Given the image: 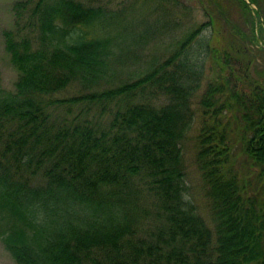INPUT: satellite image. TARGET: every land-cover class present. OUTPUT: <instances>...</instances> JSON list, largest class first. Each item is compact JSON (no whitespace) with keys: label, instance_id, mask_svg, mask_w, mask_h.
<instances>
[{"label":"trees","instance_id":"1","mask_svg":"<svg viewBox=\"0 0 264 264\" xmlns=\"http://www.w3.org/2000/svg\"><path fill=\"white\" fill-rule=\"evenodd\" d=\"M237 2L245 10L255 4L264 23V0ZM108 4H13L16 25L31 29L4 33L18 72L15 91H0L4 247L15 264H191L192 257V264L203 257L209 264H264V24L254 29L252 22L257 44L238 33L221 43L214 28L206 37L199 25L137 79L54 99L70 82L94 84L111 73L120 36ZM206 61L212 74L194 101ZM55 107L78 111L54 114ZM194 122L213 233L182 197L181 144ZM237 149L253 174L235 167ZM148 193L165 214L157 242L136 239L125 220L108 226L92 215L112 203L133 210L136 220L137 205L127 207Z\"/></svg>","mask_w":264,"mask_h":264},{"label":"rangeland","instance_id":"2","mask_svg":"<svg viewBox=\"0 0 264 264\" xmlns=\"http://www.w3.org/2000/svg\"><path fill=\"white\" fill-rule=\"evenodd\" d=\"M16 1L18 0H0V91L7 92L15 91L18 72L11 64L9 54L5 50L4 33L10 31L23 35L31 29L30 25L24 21H20L19 26L16 25L13 10V4ZM249 7V10H245L237 0H110L108 8L113 10V29L120 36L111 60V73L107 78L94 84H83L79 80L70 82L66 88L54 94V99L60 100L80 96L91 91L115 87L123 82L137 79L138 76L151 68L163 64L178 48L179 42L186 34L199 25H203L204 30L201 34L206 37H211L212 28H214L215 36L219 38L218 40L221 43L231 41L232 34H241V36H246L252 44H257V39L253 38L251 32L252 22L254 21V29H256L258 26L257 21L262 23L263 18L261 15L257 18V6L255 4L249 5ZM245 41L248 46L247 40ZM258 42L261 43L260 40ZM212 43L214 44V41ZM244 47L246 48V46ZM211 74L212 72L209 70L206 61L199 92L196 91L194 101H198L199 95L209 81ZM164 100L163 97L159 98L160 102ZM195 106L194 104L193 107ZM78 107L77 109L75 107L70 109L55 107L53 110L54 114H62L64 112H76ZM93 110L91 111L93 112ZM100 122L103 123V120L101 119ZM94 123L96 124L95 120ZM198 125V122L191 125L186 138L181 144L185 184V193H182V197L183 201L186 202L184 204L185 208L190 209L194 214L196 212L212 232L213 224L210 220L211 199L208 196L207 185L196 164L197 142L195 137L198 133ZM235 154L237 155L236 158L233 157L235 167L243 173L247 172V176L253 174L251 166H247V161H244L241 153L239 154V149L235 151ZM157 200L158 198H155L152 193H148V195L140 196V200L128 205L127 208L131 209L137 205L139 218L136 217V220L134 219L133 210H124L123 206L117 207L112 203L108 204L115 207L111 209L105 207V209L102 205L103 208L92 215L98 216V220L102 222V225L108 226L112 224L120 226L122 221L125 220L130 224L128 231L132 233L133 230L135 231V234H133L136 239H140V237L151 238L150 241L157 242L158 239L155 240V238L159 226H162L163 229L166 228L165 214L162 216L161 212L156 210L159 207L160 210L162 208ZM82 218L86 222L90 219L86 215H83ZM211 236L213 243L215 239L213 235ZM141 241H144V239H141L138 244ZM125 246L131 245L130 243H124L122 247ZM207 254L208 251H205L204 255L207 256ZM192 260L193 257L191 258V264L193 263ZM203 261L198 264H209L210 258L203 257ZM0 264H15L1 239Z\"/></svg>","mask_w":264,"mask_h":264}]
</instances>
